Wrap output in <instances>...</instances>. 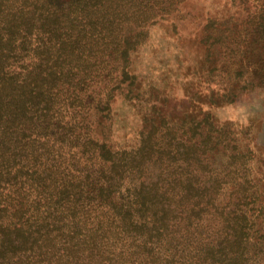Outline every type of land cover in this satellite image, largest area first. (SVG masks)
<instances>
[{
  "label": "trees",
  "instance_id": "1",
  "mask_svg": "<svg viewBox=\"0 0 264 264\" xmlns=\"http://www.w3.org/2000/svg\"><path fill=\"white\" fill-rule=\"evenodd\" d=\"M183 2L0 0V264H264V205H243L261 180L210 112L124 149L93 135L90 112L133 85L130 51Z\"/></svg>",
  "mask_w": 264,
  "mask_h": 264
},
{
  "label": "rangeland",
  "instance_id": "2",
  "mask_svg": "<svg viewBox=\"0 0 264 264\" xmlns=\"http://www.w3.org/2000/svg\"><path fill=\"white\" fill-rule=\"evenodd\" d=\"M261 14L255 0H184L164 19L158 17L129 53L133 85L127 86L126 80L120 82L108 119L90 112L93 135L113 149H124L137 145L141 131L152 121L166 117L178 123L210 112L217 125L234 131L242 150L248 149L250 173L261 180L256 203L248 199L243 205H264ZM232 49L242 56L235 58ZM228 187L232 191L237 188ZM116 198L121 217L135 215L127 199ZM235 198L236 194L230 202ZM226 202L228 198L224 197L221 203ZM160 249L167 253L166 247ZM162 258L171 264L170 258Z\"/></svg>",
  "mask_w": 264,
  "mask_h": 264
}]
</instances>
